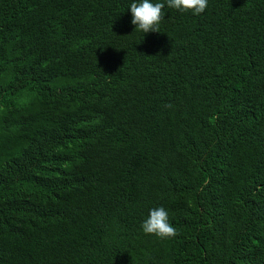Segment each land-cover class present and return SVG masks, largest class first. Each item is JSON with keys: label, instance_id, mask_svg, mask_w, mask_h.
Instances as JSON below:
<instances>
[{"label": "trees", "instance_id": "trees-1", "mask_svg": "<svg viewBox=\"0 0 264 264\" xmlns=\"http://www.w3.org/2000/svg\"><path fill=\"white\" fill-rule=\"evenodd\" d=\"M134 2L0 0V264H264V0Z\"/></svg>", "mask_w": 264, "mask_h": 264}, {"label": "clouds", "instance_id": "clouds-1", "mask_svg": "<svg viewBox=\"0 0 264 264\" xmlns=\"http://www.w3.org/2000/svg\"><path fill=\"white\" fill-rule=\"evenodd\" d=\"M166 4L169 8L181 11L191 10L193 14L199 15L207 8L208 0H166ZM164 8L165 3H152L151 0L132 3L130 6L131 23L137 26L135 30L143 33L159 32V24L165 15ZM141 228L145 234L155 235L162 239L177 235V229L169 222L168 212L162 206L150 210Z\"/></svg>", "mask_w": 264, "mask_h": 264}]
</instances>
